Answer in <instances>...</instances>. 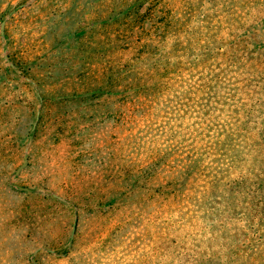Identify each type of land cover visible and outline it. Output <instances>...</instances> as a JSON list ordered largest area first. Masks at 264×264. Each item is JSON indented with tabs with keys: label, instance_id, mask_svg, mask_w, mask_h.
I'll return each instance as SVG.
<instances>
[{
	"label": "trees",
	"instance_id": "obj_1",
	"mask_svg": "<svg viewBox=\"0 0 264 264\" xmlns=\"http://www.w3.org/2000/svg\"><path fill=\"white\" fill-rule=\"evenodd\" d=\"M61 10L0 32V214L17 263L115 245L114 264H264V0H115L103 43L57 33ZM27 140L43 168L24 191L10 179Z\"/></svg>",
	"mask_w": 264,
	"mask_h": 264
},
{
	"label": "rangeland",
	"instance_id": "obj_2",
	"mask_svg": "<svg viewBox=\"0 0 264 264\" xmlns=\"http://www.w3.org/2000/svg\"><path fill=\"white\" fill-rule=\"evenodd\" d=\"M21 1L22 0H0V15L5 13V22L6 25L8 23V26L10 28L14 26L17 23V20L20 18L24 19L26 16L32 17L36 15V13L38 14V12L41 10L43 14H45V12L52 7L55 0H40L38 5H32V7L23 14L21 13V9H23V7L16 10L14 14L8 13L15 9L18 6V3H20ZM33 1L35 0H30L28 2V5H30ZM60 5L62 7L61 11L66 15V17L61 19V21H64L65 23H67V25H60V20H58V22L57 20H54V24L57 25V33H59L61 30H64L66 32H69L68 37H70L79 28L83 27L85 28V36L83 41L91 40V42L94 43H103L107 40V37L105 35L107 33L106 26H110L111 24V26H114L115 23V0H60ZM13 17H16L17 20L11 22V18ZM48 18L50 19V22H52L51 17L48 16ZM3 23H0V32ZM51 25L52 23L50 24V26ZM59 25L61 26V29H58ZM51 27H53V32L55 30L54 25H52ZM39 29L40 27L35 32V40L41 38L42 36V32ZM57 33L55 31L54 36H56ZM111 33H113L112 35L113 37H115L114 28H112ZM112 35L108 34V37H112ZM22 119L24 121L25 130L20 133L19 136L25 135L28 125H30V122H32V116L30 112L25 114ZM35 130L36 129H32L31 131ZM104 131L107 133V135H109L108 129ZM31 144V140H27V147L24 152V160L26 151H29L30 155ZM24 160L20 161L19 165L17 166V170L23 165ZM42 164V161H37L32 167L29 166L24 171H22L19 176H16V171L11 176L10 181L15 187L21 188L22 190L26 191L27 187L31 186L30 181L33 176H37L38 174H40L41 169L43 168L41 167ZM2 216L3 214H0V264H18L17 260L22 250L21 237L19 233L15 231L8 232L6 230V227L3 224V221L5 220L4 218H2ZM67 246L68 248H71L70 241ZM41 251L42 252L40 253V255H38V258L40 259L42 264H61V261L55 260V258L49 256L45 249H41ZM112 251L115 253V245H113V247L110 249L108 248L107 250L104 249L101 252H98L96 256L89 255L88 258L85 259L82 257L79 262L74 264H114L115 258H111ZM36 256L37 255L35 254L32 260L33 264L36 260ZM106 260H109V262Z\"/></svg>",
	"mask_w": 264,
	"mask_h": 264
},
{
	"label": "water",
	"instance_id": "obj_3",
	"mask_svg": "<svg viewBox=\"0 0 264 264\" xmlns=\"http://www.w3.org/2000/svg\"><path fill=\"white\" fill-rule=\"evenodd\" d=\"M15 12H13L14 14ZM5 26H6V22H4L1 26V35L2 37L5 36ZM7 59V58H6ZM37 128V125H35L34 129ZM29 167V151H26V154H25V160H24V163L23 165L17 170L16 172V176H19L21 174L22 171H24L26 168ZM34 264H38V262L35 260L34 261Z\"/></svg>",
	"mask_w": 264,
	"mask_h": 264
}]
</instances>
